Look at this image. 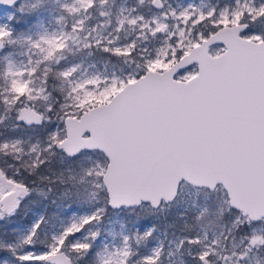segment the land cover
Segmentation results:
<instances>
[{
  "label": "snow or ice",
  "instance_id": "snow-or-ice-1",
  "mask_svg": "<svg viewBox=\"0 0 264 264\" xmlns=\"http://www.w3.org/2000/svg\"><path fill=\"white\" fill-rule=\"evenodd\" d=\"M0 6V264H264V0Z\"/></svg>",
  "mask_w": 264,
  "mask_h": 264
},
{
  "label": "trees",
  "instance_id": "trees-1",
  "mask_svg": "<svg viewBox=\"0 0 264 264\" xmlns=\"http://www.w3.org/2000/svg\"><path fill=\"white\" fill-rule=\"evenodd\" d=\"M53 196H55V194H53ZM33 207H35L34 204H33ZM30 219H31V216H23L22 215L21 217L14 219L7 224L0 223V234H3L5 231H7L9 236H10L12 233V229H13L11 226H12V223H14V221L21 222V223L25 224L26 220H30Z\"/></svg>",
  "mask_w": 264,
  "mask_h": 264
},
{
  "label": "rangeland",
  "instance_id": "rangeland-1",
  "mask_svg": "<svg viewBox=\"0 0 264 264\" xmlns=\"http://www.w3.org/2000/svg\"><path fill=\"white\" fill-rule=\"evenodd\" d=\"M6 14V8L1 9L0 10V17H3ZM24 223H19L17 221H14V223H12V228H18L19 226H24Z\"/></svg>",
  "mask_w": 264,
  "mask_h": 264
},
{
  "label": "water",
  "instance_id": "water-1",
  "mask_svg": "<svg viewBox=\"0 0 264 264\" xmlns=\"http://www.w3.org/2000/svg\"><path fill=\"white\" fill-rule=\"evenodd\" d=\"M6 8V6H0V10Z\"/></svg>",
  "mask_w": 264,
  "mask_h": 264
},
{
  "label": "flooded vegetation",
  "instance_id": "flooded-vegetation-1",
  "mask_svg": "<svg viewBox=\"0 0 264 264\" xmlns=\"http://www.w3.org/2000/svg\"><path fill=\"white\" fill-rule=\"evenodd\" d=\"M19 223H21V222H19Z\"/></svg>",
  "mask_w": 264,
  "mask_h": 264
}]
</instances>
